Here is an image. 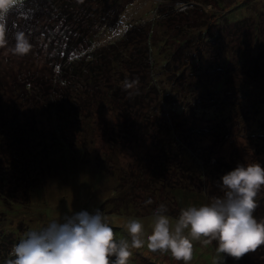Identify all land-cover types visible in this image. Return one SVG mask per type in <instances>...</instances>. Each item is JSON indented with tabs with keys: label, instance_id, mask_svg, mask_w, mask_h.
Here are the masks:
<instances>
[{
	"label": "trees",
	"instance_id": "16d2710c",
	"mask_svg": "<svg viewBox=\"0 0 264 264\" xmlns=\"http://www.w3.org/2000/svg\"><path fill=\"white\" fill-rule=\"evenodd\" d=\"M133 1L19 0L10 10L4 34L6 42L0 46L9 45V56L22 57L26 63L28 58L32 63L40 56H44V62L32 67V72L29 69L0 72V199L6 206L18 198L23 183L26 187L22 195L30 200L40 176L56 166L53 160L59 158L58 162L68 163L67 150L73 152L74 160L87 156L89 139L85 126L87 118L92 120L93 112L113 109L117 123L110 127L108 135L113 140L121 138L122 147L131 150L128 151L131 159L121 173L113 175L117 162L99 171L103 179L116 176L114 188L104 185L109 192L114 191L104 203L112 200L137 215H141V207L148 201H157L162 192L178 203L177 192L199 191L204 193L205 202L215 190L223 192L219 177L224 172L237 162L250 163L251 160L243 161L232 155L231 160L217 157L213 151L208 157L209 153L203 152L208 151L207 145L201 146L208 137L206 142L211 144L233 142L231 130L237 126L240 135L255 147L251 149L245 144L234 153H264V121L260 117L254 120L247 117L264 107V62L260 61L264 43L256 44V40L264 39V31L255 33L258 29L252 27L256 23L250 14L232 15L251 3L235 0L225 6V0H171L186 7L178 19L175 17L178 12H165L172 19L166 17V30L157 33V37L150 40L154 31L153 23L148 21L129 24L125 36L96 46L99 38L117 26L120 15ZM190 2L196 6L194 15H188ZM208 2L212 6L209 11L202 6ZM156 4V7L163 5V0ZM169 6L173 9L171 3ZM209 15L214 21L209 20ZM228 24L233 27L226 29ZM211 25L217 30L210 32ZM242 27H252L250 35L240 33L238 29ZM55 28L58 29L54 33ZM17 32H23L30 44L23 54L14 50ZM231 36L239 42L231 43ZM207 42L212 43L209 48ZM240 42L243 44L238 61L248 62L237 67L241 76L238 92L243 94L239 100H233L234 88L225 84L232 69L231 47ZM243 45L249 46L244 49ZM55 70L57 79L63 77L61 83L51 82ZM159 78L162 89L156 84ZM71 82H78L77 96L70 92ZM178 87L182 92L178 93ZM39 114L50 124L55 117L79 123L82 134L80 148L75 147L77 154L65 139L58 140L61 129L44 130L37 119ZM41 116L38 118L43 119ZM27 129L36 134H28ZM105 156L115 161L117 152L109 151ZM4 166L8 169H3ZM103 183L107 181L104 179ZM126 191L130 196L127 201L123 198ZM262 195L256 197L257 206L261 203L254 210L258 219L264 218ZM176 208L180 210L179 206ZM11 234L14 235L11 245L0 248V264L14 258L13 245L21 239ZM258 256L251 253L249 258L244 253L237 259L240 264H261L263 260Z\"/></svg>",
	"mask_w": 264,
	"mask_h": 264
},
{
	"label": "rangeland",
	"instance_id": "374dc122",
	"mask_svg": "<svg viewBox=\"0 0 264 264\" xmlns=\"http://www.w3.org/2000/svg\"><path fill=\"white\" fill-rule=\"evenodd\" d=\"M224 3L225 6H228L230 3L229 1L233 2L235 0H225ZM239 2H246L251 3L248 8H238L232 15L235 16H243V15H251V19L253 22L256 23V25L252 26L255 29L258 30L255 31L256 34L259 33L260 30L264 31V0H237ZM158 0H134L131 4L127 5L126 9L122 12L119 18V22L117 26L103 35L99 40L95 43L96 46H101L107 43L108 41H114L120 37L125 36L126 31L128 30L129 24H135L140 25L141 23L150 22L153 23L152 30L154 33H152L151 38L157 37V33H163L164 30H166L165 24H166V17H169L172 19L171 16L165 15V12L168 11H175L178 13H175L176 19L178 17H181L182 10L186 7L182 3L175 4L171 0H163V5H160L159 7H156V3ZM173 5V9L169 4ZM174 3V4H173ZM201 6V5H199ZM204 9H212L211 4L208 2L207 5L202 4ZM189 7H191V10L188 11V15H194V10L196 9L195 4L189 3ZM198 11V9H197ZM216 12V11H215ZM185 16V15H184ZM209 20L214 21V17L212 15H209ZM250 19V18H249ZM232 24H228L226 26V29H230ZM170 24H168V27L170 29ZM142 26H138V28H141ZM212 29L210 32H214L217 30V27L212 26ZM252 27H242L238 29V31L248 33L250 35V31ZM58 28H55L54 33L57 31ZM235 29V28H233ZM262 34V33H261ZM263 35V34H262ZM140 38V36H137ZM264 38V35H263ZM231 39V43L235 42L238 43L233 36L229 38ZM233 39V41H232ZM264 43V39L256 40V44H262ZM211 42H207L208 48L211 46ZM243 43L240 42V44L236 45L235 47H231V64L232 69L230 71V80L227 81L225 84V87H233L236 94L233 96L235 97L233 100H239L241 94L238 92V85L240 82V74L237 70V67H244L248 60L246 59L243 62L238 61V53L241 52L240 50L242 48ZM244 49L245 46L249 45H243ZM259 50L261 48L258 47ZM198 52L197 50H195ZM258 51V50H256ZM200 53V52H198ZM10 47L9 45H3L0 46V72H13L15 70H26L29 69L32 72V67H35L36 65L39 66L44 62V56H40L38 59L35 58L32 63H30L28 58V63L25 62L26 59L22 57L13 56L10 57ZM205 55V53H204ZM209 55V53H208ZM202 57H205L202 55ZM264 62V51L262 52V58L260 61ZM236 62V64H235ZM247 67V66H246ZM52 79V83H61L60 79L56 78L57 71H54ZM46 74H49L46 72ZM239 78L238 82H236V79ZM78 82H71L70 85V92L72 95H76L78 91H76V85ZM187 83H189V77L187 76ZM192 83H194L192 81ZM156 84L159 86V89H162V85L160 83V78L157 80ZM209 88V87H208ZM237 89V90H236ZM252 88L251 90H253ZM201 90H203V87H201ZM178 93L180 88L178 87ZM76 99V98H75ZM171 99H174L171 97ZM78 102L80 100L76 99ZM260 107V106H259ZM93 118L86 119L87 125L85 126V134L86 137L89 139V148L86 149L87 156L78 157L76 160L72 158L73 152L71 150H67L66 154L68 155V163L58 162L59 158H56L53 160V163L56 166H52V171L49 173H46L44 176H40L41 180L37 182V184L32 188V192L30 194V200L29 198H24L22 195V192L24 188L26 187V184H22L19 188V196L15 202L10 204L9 206H6L4 202L0 199V248L1 249H7L11 245V239L14 237V233L16 236L22 238L28 230L35 228L37 226H42L46 224L51 218H59L63 214H70L74 210H80L82 208H87L90 211L94 210L95 208L99 207L105 215L108 217L110 223L112 224V227L114 228V231L117 235L125 234L126 233V225L125 220L129 216H137L144 218L147 222L151 219V214H147L149 211H152L155 207H157L159 204H165L167 207L168 215L172 218H175L178 216L180 210L182 208H185L189 205H200L202 203L209 202L212 198L221 196L223 192L216 191L213 194H208L207 198L204 202V193H199L194 191V193H186L185 191L183 193L177 192L175 195L176 203L172 198L167 197L166 192H162L158 196L157 201H151L147 202L143 207H141V215H137L135 213L129 212L126 209H123L120 206V203L118 205H115L112 200H108L104 203L107 197L111 198L113 196L114 191L109 192L104 185H107L109 188H114L115 185V179L116 176H110L109 179L106 177L104 178L107 181V184L103 183L104 179L99 172L102 167H112L117 162V166H114L113 175H117L122 172V168H124L128 161L131 159L129 158L130 153L128 151H131L129 149H126L125 146L122 147V139L116 138L115 140L112 139V136L108 135V132L110 130V127L114 126L117 122L115 113L113 109H110L108 111H103L102 113L93 112L92 113ZM41 116L40 114L37 115V119L41 121L42 126L45 131H51L54 128L58 127L63 132L61 133V136L58 137V140L65 139L66 142H68L69 145H71L72 150L75 154V147L80 148V136L82 134L81 127L78 122H65L62 120H58L57 117L54 118V121L52 124L46 121L44 116H41L43 119H39L38 117ZM53 117V115H52ZM247 117L254 119H262L264 121V107L261 108L259 113L251 112L248 114ZM84 120V119H82ZM39 124L36 123V127H38ZM117 127V126H116ZM118 128V127H117ZM28 134L35 135L36 133L31 130L27 129ZM234 132L233 136V142L231 141H223L221 143H214L211 144V142H206V140L209 138H206L204 140V143L201 146H206L208 148L205 149L203 152L210 153L213 151L217 157L223 156L226 159H234V158H241L243 161H250L251 162H259L262 165H264V153L258 155V153H254L256 151H252L251 154L246 155L241 152L234 153L236 151H241V146L248 144L251 149H253L255 146H253V143H249L244 136H241L239 131V127H232V130ZM49 134L47 135V137ZM17 142L19 140L18 137L15 139ZM51 141V139H49ZM48 141V140H47ZM58 144V143H57ZM209 144V145H208ZM234 144V145H232ZM38 148V147H37ZM109 151L117 152V157L115 161H112L111 159L106 158V153ZM59 154H62V152H57ZM254 153V154H253ZM234 154V155H233ZM253 154V155H252ZM63 155V154H62ZM234 158H231L232 156ZM240 155V156H239ZM131 156V155H130ZM66 165H64V164ZM113 163V165H111ZM249 163V162H248ZM64 165V166H63ZM118 166H122L121 168H118ZM3 169H8V167L4 166ZM109 170V169H108ZM108 172V171H107ZM6 177V176H5ZM8 179V177H7ZM127 179H129L127 177ZM12 182L10 183V186H12ZM22 182V181H21ZM21 190V191H20ZM264 190V186H261L260 191L257 193V197L261 196V191ZM17 193V194H18ZM175 191L173 192V194ZM196 193L199 194V196H196ZM264 196V192L263 195ZM129 195L126 192H123V198L125 200H129ZM29 200V201H28ZM104 203V204H103ZM172 203L173 205H171ZM16 204V205H14ZM178 204V205H177ZM125 205V204H121ZM179 206L180 210L176 207ZM261 206V203L257 206L259 208ZM177 210V214L175 215V212ZM179 210V212H178ZM145 214V215H144ZM264 216V215H263ZM6 229V230H2ZM11 231V232H10ZM150 231V228L147 227L146 224V232ZM14 246V245H13ZM260 252V253H258ZM251 253H254V255H259L258 257L263 260L261 261V264H264V243L258 245L255 249L249 250L246 252L248 254V257L250 258ZM217 255L216 253V241L213 240L208 245H203L200 241H193V247H192V258L187 262V264H214V257ZM223 255V254H221ZM226 255V254H225ZM248 258V259H249ZM129 264H185L183 259L177 260L170 251H161L157 250L153 252L152 250L147 248V242H145L144 245L141 246H134L131 249V255L128 258ZM239 262V260L236 257L227 256L224 260L223 264H240L236 263Z\"/></svg>",
	"mask_w": 264,
	"mask_h": 264
},
{
	"label": "clouds",
	"instance_id": "9594fccd",
	"mask_svg": "<svg viewBox=\"0 0 264 264\" xmlns=\"http://www.w3.org/2000/svg\"><path fill=\"white\" fill-rule=\"evenodd\" d=\"M19 0H0V44H4L6 19ZM30 47L23 32L16 33L15 51ZM223 194L207 203L182 208L175 218L165 204L151 212V219L129 216L126 233L117 235L99 208H82L37 226L13 246L7 264H129L132 247L144 245L153 252L170 251L185 264L192 258L193 241H216L214 264L227 256L239 258L264 243V218L254 215L257 193L264 186V165L237 162L219 177ZM147 227L150 231L146 232ZM223 254V255H221ZM226 254V255H225Z\"/></svg>",
	"mask_w": 264,
	"mask_h": 264
}]
</instances>
